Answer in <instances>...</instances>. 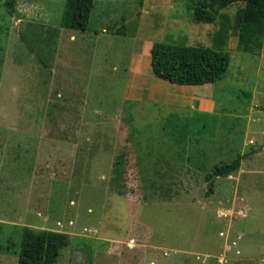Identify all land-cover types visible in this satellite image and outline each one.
Wrapping results in <instances>:
<instances>
[{
	"label": "rangeland",
	"instance_id": "1",
	"mask_svg": "<svg viewBox=\"0 0 264 264\" xmlns=\"http://www.w3.org/2000/svg\"><path fill=\"white\" fill-rule=\"evenodd\" d=\"M196 4L96 0L105 18L58 46L63 7L0 0V264L27 230L66 238L56 264H264L263 47L238 48L239 6L196 22ZM154 43L229 68L180 89L152 75Z\"/></svg>",
	"mask_w": 264,
	"mask_h": 264
},
{
	"label": "trees",
	"instance_id": "2",
	"mask_svg": "<svg viewBox=\"0 0 264 264\" xmlns=\"http://www.w3.org/2000/svg\"><path fill=\"white\" fill-rule=\"evenodd\" d=\"M189 1L190 4L197 3L193 16L196 22L208 21L209 13L214 8L226 10L234 5L239 6L235 20L238 48L243 53L256 55L261 53L264 40V0ZM95 2L96 0H66L60 27L74 32H86ZM15 5L16 0H4V6L10 16L14 13ZM229 64L228 53L211 48L154 43L150 50L152 75L158 80L179 87L216 84L224 79ZM167 122L169 124V121ZM178 129L183 130V133L185 131L182 126ZM241 161L242 156L236 155L234 160L216 166L207 178L212 176L228 178L240 169ZM211 192L212 185L207 194ZM66 246L67 240L63 235L47 231L38 233L24 231L21 236L17 264H56L60 250ZM87 264H91L90 259Z\"/></svg>",
	"mask_w": 264,
	"mask_h": 264
},
{
	"label": "crops",
	"instance_id": "3",
	"mask_svg": "<svg viewBox=\"0 0 264 264\" xmlns=\"http://www.w3.org/2000/svg\"><path fill=\"white\" fill-rule=\"evenodd\" d=\"M41 1H43V2H45L46 4H48V5H53V6H56V7H63V9H64V4H65V0H41ZM95 4H96V2H95ZM94 15L93 16H95V20H97V22L98 21H102V19H104L105 17L103 16V18H97V16H96V10H95V5H94ZM92 10V11H93ZM62 15H63V10H62V14H61V17H62ZM61 17H60V20H61ZM64 31V30H63ZM61 32L60 33V36H59V38H58V46H59V43L61 42V37L63 36V35H65V38L68 40V41H70V40H72V37L73 36H71V35H74V34H76L75 32H72V33H68V34H66L65 32ZM87 34V31L86 32H84V33H79V34H77V35H83V34ZM71 34V35H70ZM70 35V36H69ZM82 39H83V37H82ZM71 42H74V41H71ZM263 53H264V40H263ZM175 86V85H174ZM176 87H178V88H180V89H186L187 87H179V86H176ZM189 88V87H188ZM253 102V101H252ZM178 103H181V102H178ZM264 148V145L262 146V149Z\"/></svg>",
	"mask_w": 264,
	"mask_h": 264
},
{
	"label": "water",
	"instance_id": "4",
	"mask_svg": "<svg viewBox=\"0 0 264 264\" xmlns=\"http://www.w3.org/2000/svg\"><path fill=\"white\" fill-rule=\"evenodd\" d=\"M216 179V176H212L209 178L208 184H207V191H208V187L212 184L213 180Z\"/></svg>",
	"mask_w": 264,
	"mask_h": 264
}]
</instances>
